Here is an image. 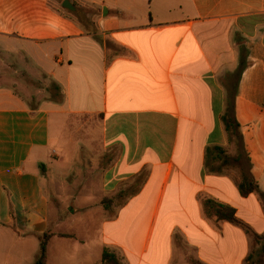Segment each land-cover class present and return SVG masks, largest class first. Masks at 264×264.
Segmentation results:
<instances>
[{
    "label": "crops",
    "instance_id": "obj_1",
    "mask_svg": "<svg viewBox=\"0 0 264 264\" xmlns=\"http://www.w3.org/2000/svg\"><path fill=\"white\" fill-rule=\"evenodd\" d=\"M65 1L0 0V264H35L45 234L46 264H102L104 251L122 264H264V202L241 195L221 153H238L222 123L232 104L264 193V0ZM34 83L58 84L63 101ZM58 197L102 198L59 209ZM78 215L100 219L97 249L71 233Z\"/></svg>",
    "mask_w": 264,
    "mask_h": 264
},
{
    "label": "trees",
    "instance_id": "obj_2",
    "mask_svg": "<svg viewBox=\"0 0 264 264\" xmlns=\"http://www.w3.org/2000/svg\"><path fill=\"white\" fill-rule=\"evenodd\" d=\"M246 67H247L246 57L245 54H242L240 67L238 71L231 76V79L233 81H236L237 83V80L239 79L240 75L242 74V72L245 70ZM53 88H54V96H55L54 100H56L57 102H62L63 94L61 87L58 84H54ZM235 90H236V85H234L230 89V96H231L230 99L232 100H234L236 94ZM222 123L224 124L225 130L229 134L230 138L235 140L239 148V151L235 156H227V157H224V151L223 149H221V153L223 155L222 157L223 167L232 165L239 170L241 176L239 189L243 197H248L251 194H259L264 202V193L260 191L258 183L250 173V166H251L250 159L242 152V138L240 135V126L236 121L234 107L232 104L228 107L226 113L222 116ZM107 202L108 201H106V205ZM209 205H210L209 208L211 214L216 217L217 221H227L229 223L241 226L246 230L250 231V229L246 227L242 222H240V220L236 217V212L233 208L226 207L214 202H210ZM52 236L53 235L51 234H45L41 238L40 252L35 264H46L48 243L52 238ZM256 240L258 242L264 241V236L263 237L257 236ZM261 252L264 257V246ZM251 261L252 258H250V263ZM102 264H122V262L118 259V257L115 254L110 253L109 251H104L102 256Z\"/></svg>",
    "mask_w": 264,
    "mask_h": 264
},
{
    "label": "rangeland",
    "instance_id": "obj_3",
    "mask_svg": "<svg viewBox=\"0 0 264 264\" xmlns=\"http://www.w3.org/2000/svg\"><path fill=\"white\" fill-rule=\"evenodd\" d=\"M94 12L93 11H87V10H84L82 11L80 14H78V16L81 18L80 20H82L83 24L85 25V27L89 30V31H93L95 29L94 27ZM36 85V87H40V88H43V89H47L49 92L48 94L49 97H51V95L54 96V83L53 84H49V87H46V85L44 86H40L39 84L37 83H34ZM52 91V92H51ZM232 143L231 145L232 146H235L237 147V143L235 142V140L231 139ZM234 142V143H233ZM233 148V147H232ZM238 148V147H237ZM239 151V148L236 149V151ZM88 155L87 154H83V157L82 158H88L87 157ZM95 158V157H94ZM82 160V159H81ZM56 165V164H55ZM68 178V176H66ZM72 177V176H70ZM69 179V178H68ZM84 178L81 177V175H76L74 176V182L73 181H70V183L66 184V186L64 187L66 191L70 192V194H75L77 193L78 194V191H80L82 189V187L79 185L82 183V180ZM90 179V178H89ZM98 178H93V179H90V183L92 182H96ZM70 186V187H68ZM66 196L69 197L68 193L66 192ZM67 197H64V199H60L61 197H58L60 200H62V204L60 203L59 205V209H63L65 207H68L67 209L69 208H72L73 206L75 207H78V206H81L84 204V202H87L86 204H89V205H92L95 207V205H98V200L102 197H87V200L86 201H78L76 203H73V202H68L67 201ZM55 200L53 199V194H52V204H51V207H52V210L54 211L56 209V204H55ZM59 203V202H58ZM65 206V207H64ZM93 208H90L89 210L87 211H91L90 213H95L93 210ZM76 221V224L75 226L73 227V230L71 231V233H75L76 235V238H78L80 240L81 239H85L86 241H88L90 244L92 243L93 246H94V249H97V245L99 244V241H100V219L99 218H96V217H87V216H82V215H78L77 218L75 219Z\"/></svg>",
    "mask_w": 264,
    "mask_h": 264
},
{
    "label": "water",
    "instance_id": "obj_4",
    "mask_svg": "<svg viewBox=\"0 0 264 264\" xmlns=\"http://www.w3.org/2000/svg\"><path fill=\"white\" fill-rule=\"evenodd\" d=\"M63 8L64 9H67L69 11H76V8L74 6H72V4L70 3V1L66 0L64 3H63Z\"/></svg>",
    "mask_w": 264,
    "mask_h": 264
}]
</instances>
